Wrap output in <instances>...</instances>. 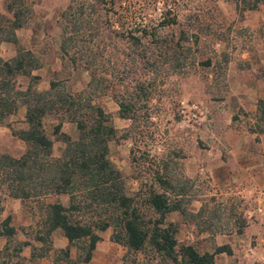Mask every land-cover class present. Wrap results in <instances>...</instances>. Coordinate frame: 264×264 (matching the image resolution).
<instances>
[{
	"label": "trees",
	"instance_id": "1",
	"mask_svg": "<svg viewBox=\"0 0 264 264\" xmlns=\"http://www.w3.org/2000/svg\"><path fill=\"white\" fill-rule=\"evenodd\" d=\"M113 1L70 0L58 14L61 58L89 76L79 93L60 87L55 79L45 90L35 86L41 79L33 74L39 61L16 36V30L26 24L30 8L24 0L6 3L10 16L0 15V42L16 45V54L9 59L0 57V123L16 112L20 102L26 106L27 127L12 130L26 144L20 156L0 153V183L10 197L35 200L40 207L42 221L36 239L43 246L39 253L32 251L33 258L45 255L53 231L59 230L68 241L59 260L76 264L69 259V247L78 242L84 252L82 261L88 262L100 233L112 229L111 240L123 245L131 256L146 255L150 261L157 257L169 264H216V255L232 253L229 244L218 245L213 252H200L193 243L180 245L176 237L179 223L168 220L174 212L190 221L200 214L187 211L184 186L158 164L148 189L130 195L125 177L109 157V141L117 131L110 122L111 115L96 99L111 94L118 116L131 122L124 133L125 138L131 137L141 123L150 122L149 103L158 80L165 73L180 72L186 64L182 57L191 50L190 45L181 43L189 39L183 33L168 40L159 31L162 26L175 24V15H163L153 26L132 27L128 19L115 20L110 15ZM234 2L240 14L264 5V0ZM18 76L29 79L25 88L16 85ZM48 116L57 119L53 134L65 144L56 157L52 155L54 139L43 125ZM65 122L75 126L76 137L62 130ZM50 196L56 200L47 201ZM15 233L7 216L0 222V236L6 238L1 251L8 257L5 264H23L21 252L30 245L29 241L11 245Z\"/></svg>",
	"mask_w": 264,
	"mask_h": 264
},
{
	"label": "rangeland",
	"instance_id": "2",
	"mask_svg": "<svg viewBox=\"0 0 264 264\" xmlns=\"http://www.w3.org/2000/svg\"><path fill=\"white\" fill-rule=\"evenodd\" d=\"M9 1L0 0V8H3L0 15L10 16L6 10V3ZM69 1L24 0L25 5L30 8V14L26 24L21 30L19 29V38L22 47L31 50L39 61V68L33 73L41 76L37 83L40 89L49 87V81L55 79L60 83V87H65L72 93H79L85 89L89 80L87 72L72 69L60 55L61 28L58 14ZM113 2L115 3L110 9V15L115 20L119 17L128 19L132 27L153 26L162 19L163 15L165 17L175 15L177 22L162 26L159 31L168 40H175L183 33V37L189 39L181 43L191 47L190 54L182 57L186 62L183 69L178 73H165L158 80V89L152 94L149 103L150 122L141 123L139 130L134 129L131 137L124 136L131 122L118 116V105L111 94L107 93L96 99V102L111 115L110 122L117 131L116 136L109 141V157L125 177L127 193L138 195V192H145L151 185L153 171L157 169L158 164L163 165L164 172L167 170L177 184L184 186V203L187 211L197 208H199L197 212L200 211L194 221L181 218L177 213L169 215L168 220L179 223L176 237L180 245L193 243L200 252H212L218 243L229 241L234 251L230 255L224 253L218 255L217 264H264V242L260 244L259 252L258 250L246 252L241 237L227 236L233 230L238 232V229L244 227L240 209L232 211L227 206L224 193L215 196L208 190V186H198L199 182L189 179L184 174V166L188 158L200 153L206 148V143L208 144L209 134L206 133L209 129L204 124L210 119L209 108L215 105L216 95L221 89L224 90L226 85L227 57L233 46V40L238 41L239 37L248 36L247 27L250 25L261 24L264 29V5L240 14L234 0H114ZM195 37L197 42H194ZM207 61L210 63L206 64ZM15 83L19 88H25L29 79L18 76ZM194 104L199 107L195 112L196 116H193V111L188 109ZM182 109L185 110L184 113L181 112ZM17 114L10 122L15 131L24 127L20 114ZM57 122L54 116H48L43 123L45 132L54 139L52 153L54 157L59 155L65 146L53 134V127ZM63 131L73 137L77 136L75 126L69 122H65ZM10 132L5 129L0 132V153L20 156L25 151L26 144ZM46 200L53 201L56 197L50 196ZM61 200L65 202L66 197H61ZM8 212H12L18 218L16 222L18 233L10 244L14 245L26 240L31 246L25 251H30L32 248L35 254L39 253L43 246L36 239L42 221L39 205L35 200L21 201L10 197L6 186L0 183V220ZM230 218H235L236 222H229ZM111 234L112 229L100 233L101 239L90 262L83 263L84 252L79 248L78 242L70 245L69 258L76 264H169L157 257L150 261L151 257L146 255L138 254L134 257L127 254L123 245L111 240ZM216 234H220L219 239L215 238ZM66 243L67 240L59 230L53 232L49 247L53 249L54 257L62 256L61 249L66 247ZM4 244L5 240L0 237V247ZM246 246L257 248L258 241L249 240ZM1 251L0 264H5L6 261L8 263V257L2 255ZM37 258L38 255L34 262L31 261L32 259H24L23 256V264H36ZM47 258H44V261H49Z\"/></svg>",
	"mask_w": 264,
	"mask_h": 264
},
{
	"label": "crops",
	"instance_id": "3",
	"mask_svg": "<svg viewBox=\"0 0 264 264\" xmlns=\"http://www.w3.org/2000/svg\"><path fill=\"white\" fill-rule=\"evenodd\" d=\"M0 9L3 11V8ZM19 29L16 30V36L21 44ZM247 30L248 36L243 35L238 41L233 40V46L228 52L226 85L224 90L221 89L216 95L215 105L209 108L210 119L204 124L209 129V132H205L209 134L208 144L206 143V148L200 153L188 158L185 162L184 174L189 179L199 182L198 186H208V190L215 196L224 193L228 202L227 206L232 211L240 209L244 227L239 232L233 230L227 236L228 238L241 237L240 239L244 240V251L258 250L259 252L261 250L259 246L264 242V209L259 210L260 191L264 189V29L259 24L250 25ZM15 54L16 45L6 41L0 42L2 59H9ZM25 112L26 106L18 102L16 112L0 123V132L5 129L12 134V130L15 129L11 127L10 122L14 116L18 115L17 113L20 114V120L24 125L21 129H25L27 127ZM64 124H62V130ZM198 209H192V211L196 213ZM7 216L11 217V224L16 228L15 237L18 233L16 225L18 218L12 212H8L0 222ZM228 221L236 222L235 218H230ZM219 235L216 234L215 238L219 239ZM0 237L6 244V238ZM249 240L258 241V247H247L246 243ZM222 244H229L232 252L234 251L229 241L218 243L216 246ZM30 246L31 243L25 246L21 254L24 259H32L31 261L35 262V258L31 257L32 248L30 251H25ZM3 247L1 245L0 251ZM53 254V249L49 247L44 256L36 259V264L66 263L60 261L58 255L54 257ZM94 254L95 250L91 259ZM221 254L223 253L218 255ZM218 255H216V261ZM44 258L49 261H44Z\"/></svg>",
	"mask_w": 264,
	"mask_h": 264
},
{
	"label": "built area",
	"instance_id": "4",
	"mask_svg": "<svg viewBox=\"0 0 264 264\" xmlns=\"http://www.w3.org/2000/svg\"><path fill=\"white\" fill-rule=\"evenodd\" d=\"M188 109L193 111L192 112V115L193 116H196V113L195 112L199 109V107L196 104H194V105H190V107ZM181 112L184 113L185 110L182 109ZM260 195H261V201H260L259 210L260 211H263V209H264V189H262L260 191Z\"/></svg>",
	"mask_w": 264,
	"mask_h": 264
}]
</instances>
